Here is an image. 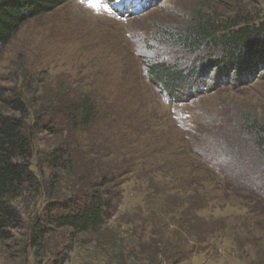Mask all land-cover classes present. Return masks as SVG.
<instances>
[{
  "label": "rangeland",
  "instance_id": "374dc122",
  "mask_svg": "<svg viewBox=\"0 0 264 264\" xmlns=\"http://www.w3.org/2000/svg\"><path fill=\"white\" fill-rule=\"evenodd\" d=\"M111 1L92 7L90 0H65L26 22L0 54V108L3 99L19 97L29 119L39 115L44 124L54 122L53 130L42 128L35 136L31 163L37 182L15 201L24 224L12 240H0V264H58L63 258L65 264H114L109 255L113 245L123 247L127 264H264V197L250 190L251 182L259 190L262 175L252 173L257 166L248 167L247 160L228 167L214 159L223 140L227 152H234L229 139L243 112L264 118V77L236 88L221 85L183 103L173 102L146 77L151 59L181 58L188 65L194 57L158 42L162 27L188 21L195 6L263 18L264 0H152L129 15L114 10L118 2L112 6ZM88 95L98 99L101 119L76 127L64 110ZM68 143L75 149V173L53 175L47 155ZM107 168L120 169L115 183L122 197L100 241L93 231L61 228L41 241L44 249L38 255L27 249L37 218L53 197L85 193L92 177ZM240 175L251 182L237 183ZM189 186L206 192V209L199 214L221 218L227 227L202 241L186 237L189 242L183 245L192 254L183 262L168 260V254L156 259L148 233L140 236L153 228L172 231V224L188 218L185 206L175 214L167 209L179 202L175 190ZM141 241L145 247L138 246ZM130 250L140 256H130Z\"/></svg>",
  "mask_w": 264,
  "mask_h": 264
},
{
  "label": "trees",
  "instance_id": "16d2710c",
  "mask_svg": "<svg viewBox=\"0 0 264 264\" xmlns=\"http://www.w3.org/2000/svg\"><path fill=\"white\" fill-rule=\"evenodd\" d=\"M64 1L0 0V54L26 22L51 12ZM114 1L112 0L111 4ZM141 1L142 9L144 4L149 5L152 2V0ZM132 2L133 0L125 3L121 8H113L128 15L138 13L139 11L131 10ZM246 15L245 13L226 16L211 11L206 6L199 8L195 6L188 21L162 27L159 33L162 40L159 39L158 42L165 41L172 50L176 49L178 54L194 57L188 65H183L181 58L151 59L146 62L147 79L160 87V90L173 102L183 103L205 92L215 91L221 85H232L236 88L251 78H263L264 17L247 18ZM23 102L19 97L6 98L3 99L4 111L0 108V240L2 241L12 240L16 236V231L23 228V216L15 201L37 182V174L31 163L35 136L38 132H42V128L53 130L54 122L44 124L39 115L35 119H29ZM68 110L70 116L67 120L73 122L76 127L90 126L101 119L99 101L94 95L74 100L64 111ZM231 136L233 139L229 140L234 144L231 147L234 152H227L223 140L214 159L228 167L237 166L245 160L248 167L250 164L257 166L252 173L262 175V185L259 190L251 179L244 175H240L237 183L251 182L252 194L264 197V118L257 112H243L235 121L234 134ZM226 141L225 144L229 145L228 140ZM74 150L72 143L58 144L48 153L47 165L53 172L67 171L73 175ZM253 161L256 165L252 163ZM224 170L229 169L224 168ZM224 170L220 172H225ZM119 171L120 169L116 168L114 170L107 168L104 172L98 171V176H93L90 181L91 189L85 193L82 191L81 195H74L68 199L53 197V201L45 206L42 216L37 218L35 232L27 239L26 248L34 249V254L38 255L44 249L40 247L41 241L48 234L61 228H70L76 233L93 231L99 234L97 236L100 241L101 229L106 220L114 214L122 197L119 184L115 183V180L122 175ZM246 171L237 170L238 173ZM175 191L176 196L180 197L179 202L171 201L174 203L171 209L168 207L170 202L167 201L168 206L164 204L162 208L168 207L167 211L175 214L179 206H185V212L190 213L188 218L172 224L175 225L172 231L167 229L158 232L153 228L146 230L140 237L148 233L152 240L150 247H154L152 255L156 259L159 255L168 254V260L183 262L192 254V251L188 253L189 247L183 245L184 242L187 244L189 242L185 240L186 237L189 240L194 237L195 240L202 241L216 233L224 232L227 226L221 218L199 214L198 211L206 209L203 201V197L206 196L205 191L201 193L191 186ZM194 197L197 198L195 201ZM140 221L145 225L150 224L148 219L141 218ZM161 226L162 224L160 227L157 225L163 230ZM142 242L138 244L139 247H145ZM109 248L111 250L109 255H112L110 257L114 264H127L128 259L123 256L125 253L123 247L113 245ZM128 253L133 257L140 256L135 250H130ZM142 253L146 254V251L143 250ZM66 261L67 258H63L58 264H65Z\"/></svg>",
  "mask_w": 264,
  "mask_h": 264
},
{
  "label": "snow or ice",
  "instance_id": "6c2138e0",
  "mask_svg": "<svg viewBox=\"0 0 264 264\" xmlns=\"http://www.w3.org/2000/svg\"><path fill=\"white\" fill-rule=\"evenodd\" d=\"M81 2L83 3L84 0H81ZM90 6H92V7L101 6V0H90Z\"/></svg>",
  "mask_w": 264,
  "mask_h": 264
}]
</instances>
